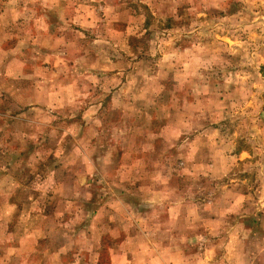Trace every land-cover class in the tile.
<instances>
[{
	"label": "rangeland",
	"instance_id": "1",
	"mask_svg": "<svg viewBox=\"0 0 264 264\" xmlns=\"http://www.w3.org/2000/svg\"><path fill=\"white\" fill-rule=\"evenodd\" d=\"M161 253L264 264V0H0V264Z\"/></svg>",
	"mask_w": 264,
	"mask_h": 264
},
{
	"label": "crops",
	"instance_id": "2",
	"mask_svg": "<svg viewBox=\"0 0 264 264\" xmlns=\"http://www.w3.org/2000/svg\"><path fill=\"white\" fill-rule=\"evenodd\" d=\"M150 241V240H149ZM152 244V243H151ZM164 254V253H163ZM156 255V254H155ZM171 255V254H170ZM153 256V255H152ZM158 256L160 257V258H162L163 259V262H164V264H170V263H168V261L167 260H165V257H164V255H162V253L161 254H158ZM175 256V255H174ZM159 258V259H160ZM176 260H178V257L177 256H175V259H174V264H176L175 262H176ZM160 261H162L161 259H160Z\"/></svg>",
	"mask_w": 264,
	"mask_h": 264
}]
</instances>
